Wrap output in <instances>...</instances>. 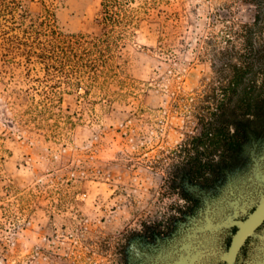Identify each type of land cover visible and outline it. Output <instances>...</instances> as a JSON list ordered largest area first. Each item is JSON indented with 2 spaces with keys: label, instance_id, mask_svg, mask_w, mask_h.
Segmentation results:
<instances>
[{
  "label": "rangeland",
  "instance_id": "rangeland-1",
  "mask_svg": "<svg viewBox=\"0 0 264 264\" xmlns=\"http://www.w3.org/2000/svg\"><path fill=\"white\" fill-rule=\"evenodd\" d=\"M119 2L0 0V264H224L233 226L207 222L264 191V121L219 185L166 179L203 39L264 52V0Z\"/></svg>",
  "mask_w": 264,
  "mask_h": 264
},
{
  "label": "trees",
  "instance_id": "trees-1",
  "mask_svg": "<svg viewBox=\"0 0 264 264\" xmlns=\"http://www.w3.org/2000/svg\"><path fill=\"white\" fill-rule=\"evenodd\" d=\"M119 0H102V22L109 23V7ZM212 75L202 89L174 96L173 106L188 115L182 140L166 155V179L175 187L182 178L189 185L213 188L225 178L243 145L264 119V52L251 40L228 48L219 57L215 34L203 39ZM182 197L192 200L186 186Z\"/></svg>",
  "mask_w": 264,
  "mask_h": 264
},
{
  "label": "water",
  "instance_id": "water-1",
  "mask_svg": "<svg viewBox=\"0 0 264 264\" xmlns=\"http://www.w3.org/2000/svg\"><path fill=\"white\" fill-rule=\"evenodd\" d=\"M264 186V176L256 175ZM208 220V219H207ZM264 222V191L256 202L254 208L244 217L238 218L235 215H229L223 220L217 221L213 224L207 222L208 227L212 230L236 226L230 244L226 252L222 255V258L226 261V264H234L236 256L240 250V247L244 244L245 240L255 234L257 228Z\"/></svg>",
  "mask_w": 264,
  "mask_h": 264
},
{
  "label": "flooded vegetation",
  "instance_id": "flooded-vegetation-1",
  "mask_svg": "<svg viewBox=\"0 0 264 264\" xmlns=\"http://www.w3.org/2000/svg\"><path fill=\"white\" fill-rule=\"evenodd\" d=\"M264 224V222L257 228L256 231H259L260 227ZM236 226H233L234 231L236 230ZM233 231V233H234ZM232 237V236H231ZM231 237L227 243V248L230 244ZM226 248V250H227ZM260 252L261 259L264 264V239L249 236L244 244L240 247V250L236 256L234 264H248L247 262L249 261L248 259L251 258L252 256H255L256 254L254 252ZM224 261V264H226V261Z\"/></svg>",
  "mask_w": 264,
  "mask_h": 264
}]
</instances>
